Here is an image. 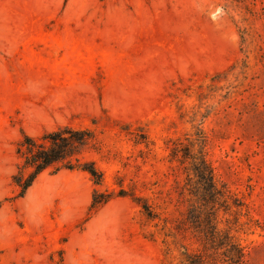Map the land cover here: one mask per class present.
<instances>
[{
	"label": "rangeland",
	"instance_id": "1",
	"mask_svg": "<svg viewBox=\"0 0 264 264\" xmlns=\"http://www.w3.org/2000/svg\"><path fill=\"white\" fill-rule=\"evenodd\" d=\"M66 126L95 135L73 161L98 166L101 192L136 193L155 220L128 195L87 220L98 187L62 164L15 199L24 134ZM200 137L243 205L219 230L264 264V0H0V264H187L198 182L182 150Z\"/></svg>",
	"mask_w": 264,
	"mask_h": 264
},
{
	"label": "trees",
	"instance_id": "2",
	"mask_svg": "<svg viewBox=\"0 0 264 264\" xmlns=\"http://www.w3.org/2000/svg\"><path fill=\"white\" fill-rule=\"evenodd\" d=\"M201 146L194 152V148L184 145L182 150L189 155V164L192 163L193 171L197 176L198 188L196 192L197 202L193 217L196 226L193 229L199 235V247L197 253L187 254V264H243V250L239 243L229 234L220 231L217 226V213L220 209L232 211L240 215L243 206L224 185L219 184L214 172L206 160L202 146L204 137H200ZM95 135L90 129L66 126L38 139L29 134H24L19 143V153L23 152L24 163L13 176V183L18 187L15 199L24 197L33 186L36 179L47 169L60 164L67 169H79L88 172L95 185L93 202L91 204V216L98 212L115 197L130 196L144 213L155 220L156 216L151 206L146 204L136 193H127L123 189L118 193L107 194L101 192L100 186L104 184L103 172L94 162L74 163V158H79L85 151V147L96 149ZM173 152H176L173 150ZM171 159H175L172 156ZM79 161V159H77ZM3 202H0V208ZM166 248L168 246L164 245ZM3 250L0 247V257ZM166 262L167 251L165 250Z\"/></svg>",
	"mask_w": 264,
	"mask_h": 264
}]
</instances>
